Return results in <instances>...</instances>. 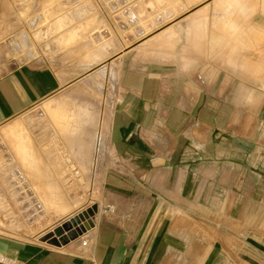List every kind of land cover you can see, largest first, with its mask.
<instances>
[{
	"label": "crops",
	"instance_id": "0c3cea01",
	"mask_svg": "<svg viewBox=\"0 0 264 264\" xmlns=\"http://www.w3.org/2000/svg\"><path fill=\"white\" fill-rule=\"evenodd\" d=\"M257 10L228 34L197 22L166 55L124 59L94 227L61 247L0 236V264H264V74L250 81L229 64L250 54L227 50L245 29L264 35ZM69 86L34 65L0 78V125Z\"/></svg>",
	"mask_w": 264,
	"mask_h": 264
},
{
	"label": "rangeland",
	"instance_id": "374dc122",
	"mask_svg": "<svg viewBox=\"0 0 264 264\" xmlns=\"http://www.w3.org/2000/svg\"><path fill=\"white\" fill-rule=\"evenodd\" d=\"M258 4L264 12V0H239L231 8L228 0H0V78L34 65L72 83L0 125V236L49 245L69 238L72 231L62 226L71 220L85 228L81 235L73 230L74 240L90 231L111 158L108 120L122 61L166 55L197 22L211 21L217 34H228V21L254 19ZM243 36L248 44L227 50L249 59L229 64L247 66L252 81L264 74V35L245 29ZM15 126L18 135L8 134Z\"/></svg>",
	"mask_w": 264,
	"mask_h": 264
},
{
	"label": "water",
	"instance_id": "95a60500",
	"mask_svg": "<svg viewBox=\"0 0 264 264\" xmlns=\"http://www.w3.org/2000/svg\"><path fill=\"white\" fill-rule=\"evenodd\" d=\"M97 209L96 208H94V211H96ZM79 221H77V220H71L70 222H68V223H66V224H64L63 226H62V230H64V232H66V233H69V232H71L72 231V234L69 236V238H66V237H63V238H59L60 240H58V239H54V240H52L51 242H48L49 243V245H51V246H54V247H61L62 245H65L66 243H68L70 240H74L75 238H77V236H78V234L76 233V234H74V232H73V230L76 228L77 230H78V233L81 235L82 233H84L85 232V228L82 226L81 228H79ZM93 226V224L91 223V224H88L87 226H85L87 229H90V227H92ZM83 231V232H82ZM57 235H59V237H61L62 235H63V233H62V231L61 232H59ZM61 235V236H60Z\"/></svg>",
	"mask_w": 264,
	"mask_h": 264
},
{
	"label": "bare ground",
	"instance_id": "6f19581e",
	"mask_svg": "<svg viewBox=\"0 0 264 264\" xmlns=\"http://www.w3.org/2000/svg\"><path fill=\"white\" fill-rule=\"evenodd\" d=\"M228 2H229V4H232L233 2H235V0H228ZM72 40H74V39H72ZM18 132H19V127L18 126H15V127H12L9 130L8 134H10V135H18ZM44 240H47V239L44 238Z\"/></svg>",
	"mask_w": 264,
	"mask_h": 264
},
{
	"label": "built area",
	"instance_id": "2783aa9c",
	"mask_svg": "<svg viewBox=\"0 0 264 264\" xmlns=\"http://www.w3.org/2000/svg\"><path fill=\"white\" fill-rule=\"evenodd\" d=\"M114 211V208L113 207H109L108 209H107V212H109V213H112ZM84 246H87V242H84V244H83Z\"/></svg>",
	"mask_w": 264,
	"mask_h": 264
}]
</instances>
